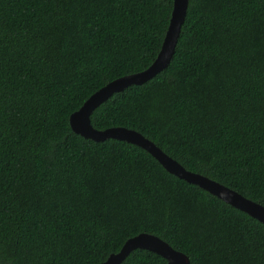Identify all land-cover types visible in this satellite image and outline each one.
Listing matches in <instances>:
<instances>
[{
  "label": "trees",
  "instance_id": "16d2710c",
  "mask_svg": "<svg viewBox=\"0 0 264 264\" xmlns=\"http://www.w3.org/2000/svg\"><path fill=\"white\" fill-rule=\"evenodd\" d=\"M174 0H0V264H102L142 233L191 264H264V225L70 117L148 69ZM264 206V0H190L169 67L96 108ZM122 264H168L147 251Z\"/></svg>",
  "mask_w": 264,
  "mask_h": 264
},
{
  "label": "water",
  "instance_id": "95a60500",
  "mask_svg": "<svg viewBox=\"0 0 264 264\" xmlns=\"http://www.w3.org/2000/svg\"><path fill=\"white\" fill-rule=\"evenodd\" d=\"M190 0H174L172 16L165 35L162 48L154 63L145 71L131 74L114 80L93 94L79 111L70 117V125L76 134L87 140L104 142L114 139L138 146L154 157L170 174L190 184L199 186L226 204L248 214L264 225V206L245 198L228 187L203 175L185 169L180 163L167 155L153 141L137 131L124 127L97 130L91 123V116L96 108L115 94L123 92L130 86L144 85L165 71L175 55L182 27L186 21ZM136 250L153 252L168 261V264H191L187 255L175 250L167 242L157 236L142 233L129 239L120 252L112 254L102 264H122Z\"/></svg>",
  "mask_w": 264,
  "mask_h": 264
}]
</instances>
